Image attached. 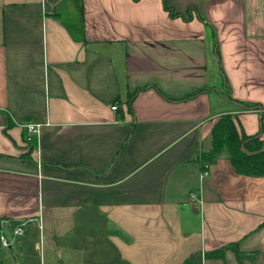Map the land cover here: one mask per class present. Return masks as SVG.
<instances>
[{"label": "crops", "instance_id": "0c3cea01", "mask_svg": "<svg viewBox=\"0 0 264 264\" xmlns=\"http://www.w3.org/2000/svg\"><path fill=\"white\" fill-rule=\"evenodd\" d=\"M227 113L264 138V0H0V264H264Z\"/></svg>", "mask_w": 264, "mask_h": 264}, {"label": "trees", "instance_id": "16d2710c", "mask_svg": "<svg viewBox=\"0 0 264 264\" xmlns=\"http://www.w3.org/2000/svg\"><path fill=\"white\" fill-rule=\"evenodd\" d=\"M166 9L171 11L166 6ZM173 14L174 12L171 11ZM135 96H129V101ZM232 98V97H231ZM236 101V99L232 98ZM213 147L208 152H203L201 161L215 163L221 155H226L233 164L235 171L242 175L253 177L264 176V138L259 135H248L240 131L233 113L222 115L213 126ZM21 222L12 221L10 230ZM1 232V226H0ZM1 234V233H0ZM238 258L242 260L244 255L235 248ZM219 252H212L211 255Z\"/></svg>", "mask_w": 264, "mask_h": 264}, {"label": "built area", "instance_id": "2783aa9c", "mask_svg": "<svg viewBox=\"0 0 264 264\" xmlns=\"http://www.w3.org/2000/svg\"><path fill=\"white\" fill-rule=\"evenodd\" d=\"M118 106L117 105H113L112 110H117ZM29 132H38L39 129L41 128L40 124H36V123H27L26 124ZM191 198L194 199L196 198V193L192 192L190 194ZM26 224L25 222H21L19 225H16L12 230H10V236L8 237L7 235L1 233L0 234V244L5 247V248H9L12 246V244L15 242V240H17V238L23 236L25 234L26 231Z\"/></svg>", "mask_w": 264, "mask_h": 264}, {"label": "rangeland", "instance_id": "374dc122", "mask_svg": "<svg viewBox=\"0 0 264 264\" xmlns=\"http://www.w3.org/2000/svg\"><path fill=\"white\" fill-rule=\"evenodd\" d=\"M6 226H9V225H8V224H7V225H4L5 233H6V235H7L8 237H11V236H10V231L7 229ZM32 234L35 235V228L33 229ZM24 239H26V237H25ZM55 241H56V240H55ZM56 242H57V241H56ZM1 250H8V248L3 247V248H1ZM10 251H11V250H10ZM59 257H60V254L57 253V258L59 259Z\"/></svg>", "mask_w": 264, "mask_h": 264}]
</instances>
